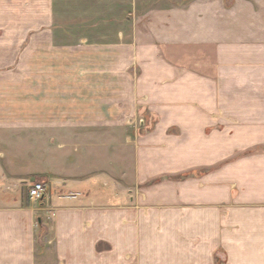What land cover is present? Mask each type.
<instances>
[{
  "label": "crops",
  "instance_id": "0c3cea01",
  "mask_svg": "<svg viewBox=\"0 0 264 264\" xmlns=\"http://www.w3.org/2000/svg\"><path fill=\"white\" fill-rule=\"evenodd\" d=\"M130 1L0 0V264H264V0Z\"/></svg>",
  "mask_w": 264,
  "mask_h": 264
},
{
  "label": "rangeland",
  "instance_id": "374dc122",
  "mask_svg": "<svg viewBox=\"0 0 264 264\" xmlns=\"http://www.w3.org/2000/svg\"><path fill=\"white\" fill-rule=\"evenodd\" d=\"M112 3H111V7H112V10L114 11L113 13H115V16L118 17L120 14H123L124 10L127 9V11L132 8V1L130 0H127V2L124 3H119V0H111ZM113 13H111V15H113ZM118 24H116V22H112L111 25H109V28L107 27H104V29L102 28V25L100 26H97L96 28L94 29H91V28H87V27H82L80 28L79 32L80 34L84 35V36H88V35H93L94 38H97V37H100L104 30L105 31H108L107 33L110 35V38L113 39L114 38V34L116 33L117 29H118ZM93 30V32H91ZM127 30L129 31V27H127ZM92 37V38H93ZM135 74L136 71H135ZM138 118H136V125L137 126H141V128L143 129L144 128V124H145V119L144 117H141V116H137ZM132 120L130 119V116L126 117V124L128 126H130L129 122H131ZM144 121V122H143ZM34 131H37L36 129H25V131H21L20 134H26V133H31V132H34ZM15 132H19V131H15ZM14 132V133H15ZM14 150H16L18 153L22 152V153H37V155H35L33 158L34 159H37V158H40L38 153L40 152V149H33L31 148V146H28V145H14ZM15 153V152H14ZM185 174H181L179 175V177H184ZM31 180V179H30ZM34 181H40L41 179L40 178H35L33 179ZM39 200L35 201V202H38ZM46 227V233H45V237L44 235H41L40 233L37 235L38 237V242H40L42 244H46V241L45 239L48 237H50V223L48 222L46 225H44ZM48 245V244H47ZM46 249V248H45ZM47 251V250H46ZM52 259H53V253L51 252V250L48 252V260L50 262H52Z\"/></svg>",
  "mask_w": 264,
  "mask_h": 264
},
{
  "label": "built area",
  "instance_id": "2783aa9c",
  "mask_svg": "<svg viewBox=\"0 0 264 264\" xmlns=\"http://www.w3.org/2000/svg\"><path fill=\"white\" fill-rule=\"evenodd\" d=\"M45 193V185L43 182L33 183L28 192L29 199L32 201H37L43 198Z\"/></svg>",
  "mask_w": 264,
  "mask_h": 264
}]
</instances>
